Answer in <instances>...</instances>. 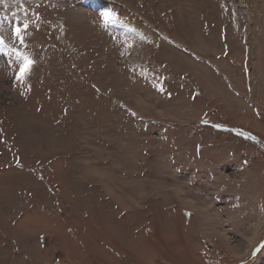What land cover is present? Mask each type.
Listing matches in <instances>:
<instances>
[{"label":"rangeland","instance_id":"374dc122","mask_svg":"<svg viewBox=\"0 0 264 264\" xmlns=\"http://www.w3.org/2000/svg\"><path fill=\"white\" fill-rule=\"evenodd\" d=\"M0 37V264H264V0H0Z\"/></svg>","mask_w":264,"mask_h":264},{"label":"snow or ice","instance_id":"6c2138e0","mask_svg":"<svg viewBox=\"0 0 264 264\" xmlns=\"http://www.w3.org/2000/svg\"><path fill=\"white\" fill-rule=\"evenodd\" d=\"M104 16L107 19L109 14L105 13ZM28 27H29V25L27 23H25L23 25V29H27ZM23 29L20 26H17L14 29V33H15L16 37L19 38L21 44L24 43V37L22 35ZM0 45H4L3 37H0ZM16 54H17L18 58L23 60V64H22V66L20 68L19 75L17 76V79L20 80V79H23V77L27 75V73L30 70V68H31L32 64L34 63V61L28 55L20 53L19 51H17Z\"/></svg>","mask_w":264,"mask_h":264}]
</instances>
